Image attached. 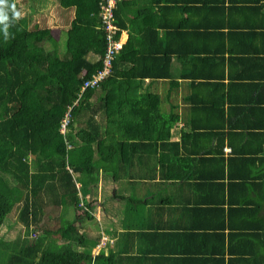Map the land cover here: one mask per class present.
Wrapping results in <instances>:
<instances>
[{"label": "crops", "instance_id": "crops-1", "mask_svg": "<svg viewBox=\"0 0 264 264\" xmlns=\"http://www.w3.org/2000/svg\"><path fill=\"white\" fill-rule=\"evenodd\" d=\"M124 1V44L130 33L135 36L134 43L140 41L124 52L126 61L120 69L129 98L116 100L112 116L132 121L166 114L152 126L150 137L136 144L141 148L136 157L146 169L168 161L167 167L178 174L163 180L167 184L161 187L138 185L135 190L130 178L100 172L98 185L89 191L93 219L77 218L70 207L60 210V206L48 218L62 220L63 216L80 232H104L114 239L109 245L113 251L138 256L139 264H264V193L256 189L249 196L241 181L252 173L258 177L256 183L264 182V0ZM55 9L50 8L53 12L48 10V15ZM47 25L63 43L67 17L48 20ZM148 50L159 57L170 56V65L149 60ZM88 59L96 61L98 54L90 52ZM186 59L201 65L191 60L187 66ZM147 70L152 76L143 74ZM155 73L158 75L152 79ZM148 92L156 97L147 98ZM96 97L98 94L91 101L99 99ZM200 98L222 99L215 108L199 109ZM104 107L100 105L102 111L95 118L104 120ZM242 121L247 128L228 127V123ZM228 132L238 136H231L232 142L228 137L220 142L218 133ZM233 148L248 153L239 154L230 166ZM202 157L206 158L202 167L207 173L193 182L192 169H183L184 164L200 162ZM130 160L122 164L127 169L133 165ZM134 167L140 171L136 162ZM73 175L81 193L80 175ZM105 197L114 207L103 203L104 209L114 219L104 217L105 212L102 218L97 216L100 208L94 203L99 199L102 204ZM115 228L130 232L132 238L120 242L113 235ZM239 228L248 234L245 240L233 238ZM101 248L96 245L92 253Z\"/></svg>", "mask_w": 264, "mask_h": 264}, {"label": "trees", "instance_id": "trees-1", "mask_svg": "<svg viewBox=\"0 0 264 264\" xmlns=\"http://www.w3.org/2000/svg\"><path fill=\"white\" fill-rule=\"evenodd\" d=\"M52 1L63 9H74V18L65 31L64 50L63 43L48 25L40 26L39 21H32L35 17L27 16L30 0H24L25 13L16 0H0V17L7 15V20L0 19V231L2 225L8 223L6 219L14 208H17L18 221L24 227L14 239L0 238V264H133L135 261L139 264L138 256L113 251L109 241L94 255L92 250L100 242L102 233L80 232L63 216L60 217L62 220L48 217L60 206V210L70 207L74 216L78 214L77 218L93 219L89 191L98 185L100 172L130 178L135 190L138 185L152 189V186L167 184L163 180L178 174L167 167L170 162L161 161L160 167L156 163L150 166L151 162H148L150 169H146L139 156L136 157L141 149L136 144L149 138L152 126L166 114H151L153 117L149 119L132 121L112 116L117 110L116 100L129 98L123 87L124 71L120 66L126 61L124 52L134 49V44L140 41L134 43L132 33L112 57L111 73L98 86L82 91L84 81L103 66L107 34L102 27L101 2L105 0ZM124 4V0H117L114 8V20L118 26L115 39L121 38L122 30L126 28ZM90 52L97 53L98 60H89ZM146 52L149 60H160L166 67L170 65L171 58L167 54L159 57L156 51ZM191 60L200 67L201 63L195 59L183 62L189 66ZM134 62L137 64V60ZM147 71L143 74L152 76V72ZM157 75L155 73L152 79ZM95 94L99 99L91 101ZM149 97L156 95L148 92ZM200 99L202 101L196 105L202 109L217 107L222 98ZM72 105L67 130L62 132L61 124ZM100 105H105L104 120L95 118L102 111ZM221 111H224L223 107ZM228 127L247 128L244 121L228 123ZM241 135L245 139V134ZM217 136L224 143V137L232 142L230 137L238 135L228 132ZM220 153H223L222 145ZM247 153L233 148L229 165L236 162L239 154ZM180 157L178 155V161ZM249 158L255 161V158ZM205 159L185 162L183 169H192L193 182L204 178L203 174L207 173L202 167ZM129 160V163L133 162L131 169L122 165ZM135 162L140 171H135ZM73 173L80 175L81 193ZM254 176L247 173L241 180L249 196L256 189L264 193V182L256 183L258 177ZM250 201L256 204V199ZM45 218L50 220L47 222ZM236 231L235 240L247 238L245 230L239 228ZM113 235L120 242L127 236L132 238L130 232L117 228Z\"/></svg>", "mask_w": 264, "mask_h": 264}, {"label": "rangeland", "instance_id": "rangeland-1", "mask_svg": "<svg viewBox=\"0 0 264 264\" xmlns=\"http://www.w3.org/2000/svg\"><path fill=\"white\" fill-rule=\"evenodd\" d=\"M16 1L18 2L19 6H20L19 7L20 10H21V8L23 6V12L25 13L24 0H16ZM27 6H29V11L26 13L27 16H31V18L35 17L34 19H32V21H34V22L39 21L40 26H47L48 20H52L53 21L54 19H61L62 17H67V28H69L71 20H72V18H74V12H73L74 9H67L66 11L63 8H61V7H57V9H55L56 6H57V3H56V6H55V2L52 1V0H30V3ZM50 8H52V10L55 9V11H54L55 14L54 13H50L48 15V10H49V12L52 11V10L50 11ZM121 38L123 39L122 35H121ZM79 153H81V150L79 151ZM107 200L108 199L105 197L103 199L102 204H100L99 199H97V202L94 203V206L97 209L100 208V212H99L100 214L95 212V213H97V216L100 215L99 217H101V215L104 214V212H105L104 217L109 215V214H107V211L104 209L103 203L106 206H108V208L109 207L113 208L114 206L111 203H109L110 202L109 200L107 202ZM97 203L100 204V207L97 205ZM89 209L93 210V206L91 208H89ZM108 217H111L112 219H114L110 215ZM6 221L8 223L5 222L2 225V227H1L0 238H4L6 240L14 239L15 236L20 231L21 232L24 231V227H23L22 222L18 221V216L16 215V209L15 208L11 211V213L7 217ZM105 235L107 236L108 239L110 238L112 240V242H113L114 239H112L107 234H105ZM112 242H110V243L112 244ZM95 251H96V249H95Z\"/></svg>", "mask_w": 264, "mask_h": 264}, {"label": "built area", "instance_id": "built-area-1", "mask_svg": "<svg viewBox=\"0 0 264 264\" xmlns=\"http://www.w3.org/2000/svg\"><path fill=\"white\" fill-rule=\"evenodd\" d=\"M116 1L117 0H105L101 2L102 27L106 29L107 48L103 57V66L92 77L84 81V84L81 89L82 91L89 87L93 88L95 86H98L99 83L111 73L112 57L123 47V39H115L114 37L118 29V26L114 22V8L116 7ZM72 107L73 105L69 107L65 118L61 124L62 132H65L67 130V125L70 121V111ZM108 241L112 242L110 238L108 239L107 236L102 233L100 242L97 244V247H105Z\"/></svg>", "mask_w": 264, "mask_h": 264}, {"label": "clouds", "instance_id": "clouds-1", "mask_svg": "<svg viewBox=\"0 0 264 264\" xmlns=\"http://www.w3.org/2000/svg\"><path fill=\"white\" fill-rule=\"evenodd\" d=\"M0 19H3V20H7V15H3L2 17H0ZM115 22V20H114ZM116 23V22H115ZM117 25V24H116ZM123 45H124V39H123Z\"/></svg>", "mask_w": 264, "mask_h": 264}]
</instances>
